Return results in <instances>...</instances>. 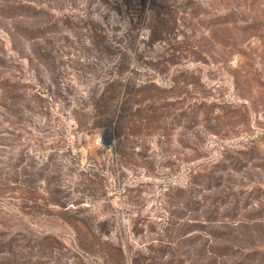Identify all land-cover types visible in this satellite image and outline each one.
<instances>
[{
	"label": "rangeland",
	"instance_id": "1",
	"mask_svg": "<svg viewBox=\"0 0 264 264\" xmlns=\"http://www.w3.org/2000/svg\"><path fill=\"white\" fill-rule=\"evenodd\" d=\"M0 264H264V0H0Z\"/></svg>",
	"mask_w": 264,
	"mask_h": 264
}]
</instances>
